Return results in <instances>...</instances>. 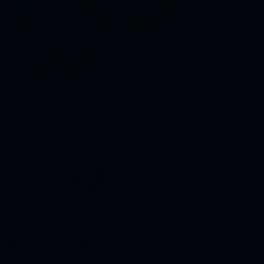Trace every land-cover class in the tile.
<instances>
[{
    "label": "water",
    "instance_id": "95a60500",
    "mask_svg": "<svg viewBox=\"0 0 264 264\" xmlns=\"http://www.w3.org/2000/svg\"><path fill=\"white\" fill-rule=\"evenodd\" d=\"M0 264H264V0H0Z\"/></svg>",
    "mask_w": 264,
    "mask_h": 264
}]
</instances>
